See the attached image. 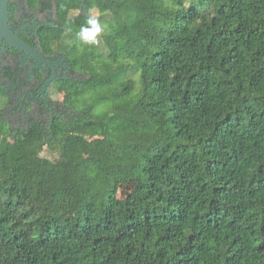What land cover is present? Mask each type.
I'll list each match as a JSON object with an SVG mask.
<instances>
[{"label":"trees","instance_id":"trees-1","mask_svg":"<svg viewBox=\"0 0 264 264\" xmlns=\"http://www.w3.org/2000/svg\"><path fill=\"white\" fill-rule=\"evenodd\" d=\"M25 3L72 76L49 126L0 89V264H264V0Z\"/></svg>","mask_w":264,"mask_h":264},{"label":"flooded vegetation","instance_id":"flooded-vegetation-1","mask_svg":"<svg viewBox=\"0 0 264 264\" xmlns=\"http://www.w3.org/2000/svg\"><path fill=\"white\" fill-rule=\"evenodd\" d=\"M11 1L10 24L12 28L18 32L20 37L23 33L27 35L29 39L34 40L37 36L36 30L43 25L52 23L55 19L56 8L41 11V7L29 9L26 6L25 0H20L19 3H17L16 0ZM17 4L22 5L20 11ZM36 14H45L46 16L38 18ZM34 47L39 48L45 57L57 65V79L69 77L65 75L66 72H69V75L72 76L69 65L67 67L64 66L66 58L63 54L57 53L48 56L42 52L39 44ZM14 51L15 48L3 45L0 52V89H3L8 96L9 102L7 106H10L14 102L11 98V92L5 89V86L9 85L12 90L23 92L16 103V110L20 109L27 116V121L22 129H25L32 119H36L44 125L49 126L51 119L58 114L57 106L52 101L50 93L52 85L57 79L46 90L43 89L45 82L52 75V67L49 64H41L31 57L26 58L25 53L20 50L17 52ZM37 70L42 72V78L37 76ZM1 81H3L5 85H2ZM29 109H34L37 115H32L31 113L27 114L30 112ZM39 115L49 117L48 123L45 124L43 120L38 117Z\"/></svg>","mask_w":264,"mask_h":264},{"label":"rangeland","instance_id":"rangeland-1","mask_svg":"<svg viewBox=\"0 0 264 264\" xmlns=\"http://www.w3.org/2000/svg\"><path fill=\"white\" fill-rule=\"evenodd\" d=\"M16 1H17V3L20 2V0H16ZM21 7H22L21 4L18 5L19 11L22 9ZM98 14L99 13L97 10H93L89 15H90V17H97ZM36 16L38 18H40V17L43 18L46 15L45 14H36ZM64 66L65 67L68 66V65H66V62L64 64ZM65 75L69 76V77L71 76V75H69V72H66ZM1 83H2V85H5L3 81H1ZM5 89L7 91L11 92V98L14 102L10 106L5 107L2 114L5 117V119L9 122L10 127L12 129H14V130L22 129L24 127L26 121H27V116L20 109L16 110V106H17L16 103L18 102L19 97L23 92L12 90L9 85H6ZM50 93H51V99L54 102V104L57 106V113L59 114V108L61 107V101L63 99V94L56 92L54 89H51ZM29 111L30 112H28L27 114L31 113L32 115H37V112L34 109H29ZM38 117L40 119H42L45 124L48 123L49 117H46L44 115H39ZM102 140H103V138H100V137L91 138L87 144V153L89 155L95 154L96 145L98 142H100ZM43 156L54 160L58 156V154L56 151H50L48 149H45L43 151ZM133 187H134V183H131L129 185H122L120 187V190H119V196L120 197L126 196V194L130 190H132Z\"/></svg>","mask_w":264,"mask_h":264},{"label":"water","instance_id":"water-1","mask_svg":"<svg viewBox=\"0 0 264 264\" xmlns=\"http://www.w3.org/2000/svg\"><path fill=\"white\" fill-rule=\"evenodd\" d=\"M84 11L90 18L86 8ZM10 17V0H0V52L3 45H6L24 52L26 58L31 57L41 64L51 65L53 72L51 77L44 84L43 89L46 90L58 77L57 65L45 57L39 48L30 45L26 40L19 36L18 32L15 31L10 24ZM66 65L68 64L66 63Z\"/></svg>","mask_w":264,"mask_h":264},{"label":"clouds","instance_id":"clouds-1","mask_svg":"<svg viewBox=\"0 0 264 264\" xmlns=\"http://www.w3.org/2000/svg\"><path fill=\"white\" fill-rule=\"evenodd\" d=\"M89 23L91 25H93L92 29H89V28L82 29V34L85 36L86 39H87V36H88L89 32H92V34L95 35L96 33H98L100 31V28H99L98 25H96L95 21H89Z\"/></svg>","mask_w":264,"mask_h":264}]
</instances>
